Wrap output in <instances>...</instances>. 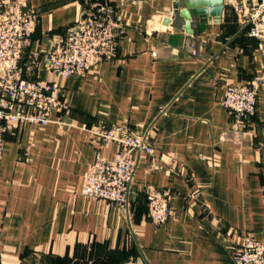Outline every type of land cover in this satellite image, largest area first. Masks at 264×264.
I'll list each match as a JSON object with an SVG mask.
<instances>
[{
    "label": "crops",
    "instance_id": "crops-1",
    "mask_svg": "<svg viewBox=\"0 0 264 264\" xmlns=\"http://www.w3.org/2000/svg\"><path fill=\"white\" fill-rule=\"evenodd\" d=\"M25 1L39 13L21 60L28 77L51 78L54 39L96 4L118 10L126 32L115 58L60 80L65 113L6 135L0 264H237L243 236L264 240V36L249 35L225 2L219 18L193 21L190 34L184 0ZM258 77L256 113L235 130L225 88ZM100 120L128 126L154 147L131 153L126 207L82 193L96 153L112 158L119 149L91 133ZM154 188L173 193V214L161 226L147 216Z\"/></svg>",
    "mask_w": 264,
    "mask_h": 264
},
{
    "label": "built area",
    "instance_id": "built-area-1",
    "mask_svg": "<svg viewBox=\"0 0 264 264\" xmlns=\"http://www.w3.org/2000/svg\"><path fill=\"white\" fill-rule=\"evenodd\" d=\"M237 15L249 35L264 36V4L255 0H224ZM38 10L25 0L0 2V160L5 137L19 125H47L56 114L65 113L68 105L60 80L71 75H86L96 65L115 58L119 41L126 32L121 13L109 6L96 4L84 11L63 34H59L46 53V69L50 79L28 77L21 64L38 23ZM156 55V52H153ZM263 78L250 84H230L225 88L224 104L233 113L235 130H240L257 110L258 91ZM99 140L119 145L112 158L100 152L83 174L82 193L111 205L126 207L136 160L131 153L142 149L154 153V147L143 136L123 124L100 120L91 128ZM264 174V155H263ZM173 193L168 188H154L146 193L147 216L155 225L170 220ZM264 202V193H263ZM237 264H264V240L245 235L235 248Z\"/></svg>",
    "mask_w": 264,
    "mask_h": 264
},
{
    "label": "water",
    "instance_id": "water-1",
    "mask_svg": "<svg viewBox=\"0 0 264 264\" xmlns=\"http://www.w3.org/2000/svg\"><path fill=\"white\" fill-rule=\"evenodd\" d=\"M185 7L180 10L186 19L184 29L187 33L194 32L193 21L204 24L210 16L219 18L224 10V0H184Z\"/></svg>",
    "mask_w": 264,
    "mask_h": 264
}]
</instances>
